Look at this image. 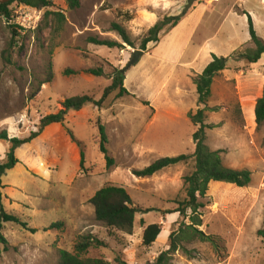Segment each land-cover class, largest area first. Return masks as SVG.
I'll return each mask as SVG.
<instances>
[{
    "label": "rangeland",
    "instance_id": "374dc122",
    "mask_svg": "<svg viewBox=\"0 0 264 264\" xmlns=\"http://www.w3.org/2000/svg\"><path fill=\"white\" fill-rule=\"evenodd\" d=\"M80 3L69 9L65 0H54L52 9L66 17L59 32L48 28L40 34L44 9L19 2L10 5V19L0 18V136L7 133V139L0 138V162L6 160L11 138L37 130L39 118L57 111L65 98L89 95L98 100L111 83L109 74L125 68L135 50H143L141 41L157 21L165 16L179 20L164 27L159 42L149 43L125 69L128 95L117 98L113 93L101 108L90 103L71 110L63 123L49 125L37 139L16 148L19 162L1 178L0 211L20 217L28 227L4 223L8 243H0V264H57L60 250L73 251L88 235L106 244L92 247L90 256L146 264L169 248L171 233H183L186 225L193 227L181 234L168 264H264V241L258 235L264 217V123L257 124L253 112L264 85V54L256 63L235 55L254 46L246 11L264 40V0H193L186 12L188 0ZM112 22L128 29L133 46L124 43L121 50L88 41L121 42ZM12 26L20 27V38L13 37ZM208 39L220 53L235 51L226 54V69L214 78L208 100L199 104L195 79L204 61L187 63L197 44ZM187 41L183 59L174 64ZM92 67H102L105 74L86 72ZM66 68L81 72L65 75ZM50 71L52 81L30 99ZM199 108H205L209 147L221 150L225 166L250 170L251 182L239 187L211 181L198 213L188 209L180 214L176 210L186 197L184 177L195 169L193 158L152 176L137 177L133 171L161 157L193 154L198 125L189 115ZM99 121L106 126L107 148L115 161L110 168L99 149ZM79 143L85 152L83 168ZM108 184L124 187L134 204L147 210L136 213L130 234L95 218L90 198ZM152 223L162 224V231L148 246L143 231Z\"/></svg>",
    "mask_w": 264,
    "mask_h": 264
},
{
    "label": "trees",
    "instance_id": "16d2710c",
    "mask_svg": "<svg viewBox=\"0 0 264 264\" xmlns=\"http://www.w3.org/2000/svg\"><path fill=\"white\" fill-rule=\"evenodd\" d=\"M13 2L23 3L30 7L37 9H44V13L39 24V33L43 34L46 29L54 31H61L64 24L66 23L65 14L59 10H54V0H12L7 3H0V18L6 17L11 18L10 5ZM66 5L69 9L79 8L81 3L80 0H65ZM248 16V27L250 34V41L253 43V47H249L244 51L237 52L235 55L237 58L245 59L248 63H256L260 60L264 54V40H262L256 33L253 25L252 17L249 13L245 12ZM179 16H165L162 20L157 21L149 30L147 35L141 41V48L145 50L147 45L151 42H159L160 33L164 27H173L178 23ZM13 27V37L20 38L22 33L20 27ZM111 29L120 36L121 42L113 39H99L96 37H90L89 42L97 45L107 46L109 48L124 49V43L133 46L134 41L131 38V34L128 29L118 22H112ZM228 57L217 56L212 54L211 62L204 68L203 72L195 79L196 92L198 96V103L204 104L212 93V83L216 76H218L224 69ZM81 70H74L66 68L64 70L65 75L77 74ZM86 72L94 76H103L105 74L102 67L88 68ZM111 83L107 85L102 93V96L96 100L89 95H76L73 97L65 98L61 103L57 111L47 113L39 118V124L37 130L31 131L30 134L25 138L13 137L10 139L11 146L6 155V160L0 162V203L2 202V176L5 172L13 168L19 159L15 155L17 147L23 144H29L33 140L37 139L43 131L51 124L63 123L68 113L71 110H80L87 104L93 103L97 107H102L106 99L111 95L115 94L117 98L123 97L129 94V91L124 85L126 78V72L124 68H114L109 74ZM53 79V72L50 71L47 78L40 82L38 87L30 95V99L35 98L41 93L42 85L50 83ZM254 118L257 124L264 123V85L261 96L256 100L253 106ZM191 121L198 125L197 130L193 134V140L195 143V151L193 154H180L172 157H161L155 160L150 165L146 166L141 170H134L133 173L137 177L152 176L155 173L176 165L183 163L193 158L195 162L194 171L184 177V183L186 187V197L184 200L179 201V206L176 211L180 214H185L190 209L194 214L198 213V210L204 206L200 197H205L208 185L211 181L226 182L235 184L239 187L247 186L251 182V171L248 169H234L225 166L221 156V150H213L207 144L206 130L209 127L205 123V108H199L195 114L190 113ZM100 143L99 149L103 153L106 159V166L110 168L114 165L115 161L109 154L107 148L108 134L106 126L100 121L98 123ZM1 139H7V133L3 132L0 136ZM80 152V166L84 167L85 163V152L83 144ZM90 203L94 207L95 218L97 221L103 223L107 227H114L118 230L132 233L134 228L135 216L139 211L143 210L139 206L134 204V200L129 192L122 186L108 184L98 189L94 195L90 198ZM13 222L21 225L24 228L28 227L27 222L23 221L20 217L6 212L3 208L0 211V243L7 245V238L3 234L4 223ZM198 224V222H195ZM60 224H54L52 227H58ZM192 225H186V230L191 229ZM186 230H182L181 234L186 233ZM32 231H36L32 229ZM162 231V224L152 223L145 227L143 231V242L145 245H152L158 238ZM195 232L203 235L201 231L194 229ZM180 232L171 233L170 245L167 250L162 251L153 261L146 264H168L171 254L179 247V242L182 239ZM258 235L264 241V217L262 227L258 230ZM105 242L96 238L95 236L88 235L82 236L74 246L73 251L60 250L57 264H129L126 260L121 257L117 258L115 262H110L104 256H90V249L94 246H105Z\"/></svg>",
    "mask_w": 264,
    "mask_h": 264
},
{
    "label": "crops",
    "instance_id": "0c3cea01",
    "mask_svg": "<svg viewBox=\"0 0 264 264\" xmlns=\"http://www.w3.org/2000/svg\"><path fill=\"white\" fill-rule=\"evenodd\" d=\"M204 9L205 8H203L202 10H204ZM231 9H232V6L230 7V10L229 11H231ZM247 13H249V11ZM202 15H203V11H202ZM222 22H223V20H222ZM222 22H221V24H224L225 23V22H223V23ZM187 45H188V41L184 45L182 51L178 55V58L175 60L176 62L174 64H176L177 62H179V61H181L183 59L182 55L184 54L185 50L187 49ZM213 45L214 44H212L209 39L208 40H203L202 42H199L197 44V49H196L195 54L193 56H190L189 57L187 66L188 65L191 66L192 64H194V62L198 61L199 59L200 60L202 59L204 61V65H203V70H204V68L211 62V60H212V54H215L217 56H224L225 57L227 53L230 54V53H233L235 51V50H231V51H227V53H220L219 52L220 50L219 49L217 50V48L214 47ZM201 73H199V74H201Z\"/></svg>",
    "mask_w": 264,
    "mask_h": 264
},
{
    "label": "water",
    "instance_id": "95a60500",
    "mask_svg": "<svg viewBox=\"0 0 264 264\" xmlns=\"http://www.w3.org/2000/svg\"><path fill=\"white\" fill-rule=\"evenodd\" d=\"M10 1H12V0H0V3H7V2H10ZM192 2H193V0H188V4H187V6L185 8V12L191 6ZM144 53H145L144 50H135L133 52L132 59L129 61L128 65L124 69L129 68L130 66L135 64L139 60L140 56L143 55Z\"/></svg>",
    "mask_w": 264,
    "mask_h": 264
}]
</instances>
